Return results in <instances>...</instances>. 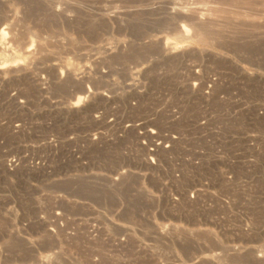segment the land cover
<instances>
[{
	"label": "rangeland",
	"instance_id": "374dc122",
	"mask_svg": "<svg viewBox=\"0 0 264 264\" xmlns=\"http://www.w3.org/2000/svg\"><path fill=\"white\" fill-rule=\"evenodd\" d=\"M261 258L264 0H0V264Z\"/></svg>",
	"mask_w": 264,
	"mask_h": 264
},
{
	"label": "bare ground",
	"instance_id": "6f19581e",
	"mask_svg": "<svg viewBox=\"0 0 264 264\" xmlns=\"http://www.w3.org/2000/svg\"><path fill=\"white\" fill-rule=\"evenodd\" d=\"M173 12H174V13H177V14L179 13L178 15H180V13H183V14H184V13H186V14L191 13L192 16H193V17H191V23H192V25H193V29H194L193 32L195 31L196 34H200V33H201V36L206 34L205 31H207V29H208V28H207V29L205 30V28H204V27H206V26L204 25V24H205V20L207 21V19H208V18H206L207 15H206V17L204 16V14H206V13H202V12L197 11V10H191V11L188 12V11H186V10H184V9L171 8L170 11H169V13H173ZM187 12H188V13H187ZM174 13H173V14H174ZM186 14H185V15H186ZM108 15H109V13H108ZM110 15H111V14H110ZM189 15H190V14H189ZM209 15H210V14H209ZM212 16H213V15H212ZM208 17H209V16H208ZM205 18H206V19H205ZM211 18H212V17H211ZM213 18H214V17H213ZM209 19H210V18H209ZM210 20H211V19H210ZM213 25H214V22H213ZM209 26L211 27V25H209ZM209 26H208V27H209ZM216 26H217V25H216ZM184 27H185V26H184ZM203 28H204V31L202 30ZM214 28H215V27H214ZM191 30H192V29H191ZM201 31H203V33H205V34H202ZM209 31H210V30L207 31L208 34H209ZM1 33H2V31H1ZM178 33H179V32H178ZM192 34H194V33L191 32V35H192ZM208 34H206V36H207ZM182 35H183V36H186V37L188 36V35H187V32H185V31H183V30H182ZM189 35H190V34H189ZM210 35H212V34H210ZM214 35H215V34H214ZM192 36H193V35H192ZM213 37H214V36H213ZM204 39H205V38H204ZM34 42H35V41H34ZM34 44H35V43H34ZM40 46H41V45H40ZM183 46H184V45H183ZM35 47H37V46H34V48H35ZM38 48H39V47H38ZM26 49H27V48H26ZM35 49H36V48H35ZM39 49H41V48H39ZM36 50H37V49H36ZM36 50L33 49V52H34V51L36 52ZM26 51H27V53H28V52H30V49L28 48ZM31 51H32V47H31ZM24 52H25V51H24ZM35 52H34V53H35ZM11 67H12V66H11ZM11 69H12V68H11ZM13 70H14V69H13ZM84 91H85V90H84ZM89 92H90V91H89ZM175 138H176V137H175ZM156 148H157V147H156ZM153 150H154V149H153ZM149 152H150V151H149ZM260 257H261V256H260ZM260 257H259V258H260ZM263 259H264V258H261L260 260H263Z\"/></svg>",
	"mask_w": 264,
	"mask_h": 264
}]
</instances>
